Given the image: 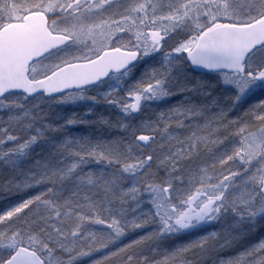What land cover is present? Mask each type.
<instances>
[{
  "label": "snow or ice",
  "instance_id": "snow-or-ice-1",
  "mask_svg": "<svg viewBox=\"0 0 264 264\" xmlns=\"http://www.w3.org/2000/svg\"><path fill=\"white\" fill-rule=\"evenodd\" d=\"M0 264H264V0H0Z\"/></svg>",
  "mask_w": 264,
  "mask_h": 264
}]
</instances>
